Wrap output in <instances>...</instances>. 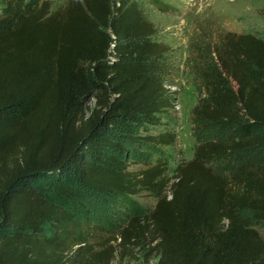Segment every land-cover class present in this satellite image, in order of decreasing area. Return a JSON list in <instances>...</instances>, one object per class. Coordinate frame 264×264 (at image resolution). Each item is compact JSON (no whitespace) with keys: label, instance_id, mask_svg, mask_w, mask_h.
<instances>
[{"label":"trees","instance_id":"trees-1","mask_svg":"<svg viewBox=\"0 0 264 264\" xmlns=\"http://www.w3.org/2000/svg\"><path fill=\"white\" fill-rule=\"evenodd\" d=\"M1 27L0 264H109L93 240L140 192L154 208L129 213L122 245L149 235L156 264H264L263 38L228 31L194 64L197 143L171 181L140 160L175 134L156 131L169 47L136 0H0Z\"/></svg>","mask_w":264,"mask_h":264},{"label":"rangeland","instance_id":"rangeland-1","mask_svg":"<svg viewBox=\"0 0 264 264\" xmlns=\"http://www.w3.org/2000/svg\"><path fill=\"white\" fill-rule=\"evenodd\" d=\"M39 1V0H38ZM50 10L61 7L66 0H49ZM115 0H112L114 2ZM144 15L157 31L156 40L165 43L169 50L165 61L170 67L167 87L170 91L172 109L165 125L156 131H170L175 140L158 151L142 156L140 160L167 162V177L175 180L179 167L190 160L196 146V136L191 122V110L198 100L197 85L200 81L194 64L213 54V49L228 31L251 33L264 39V0H136ZM7 9H5L6 11ZM4 22L2 25H8ZM6 23V24H5ZM0 28V33L4 32ZM204 58V59H203ZM87 113L94 108V99L85 104ZM214 133L203 127L200 135ZM145 157V159H144ZM141 163H130V169H138ZM170 183V182H169ZM155 198L146 192L133 196L123 219L113 221L93 240L94 248L104 249L109 264H156L158 255L152 250V242L146 235L139 240L121 244L119 230L129 213L144 215L150 213ZM264 239V226L258 227ZM100 264V263H99Z\"/></svg>","mask_w":264,"mask_h":264}]
</instances>
